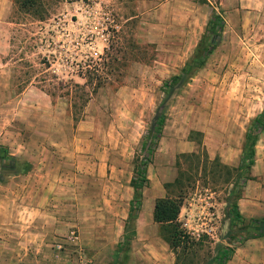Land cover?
<instances>
[{
    "label": "rangeland",
    "instance_id": "374dc122",
    "mask_svg": "<svg viewBox=\"0 0 264 264\" xmlns=\"http://www.w3.org/2000/svg\"><path fill=\"white\" fill-rule=\"evenodd\" d=\"M46 3L42 18L0 0V146L12 160H59L46 166L47 183L74 196L66 233L78 231L92 264H174L150 216L165 195L182 199L177 222L199 243L188 250L191 264H206L219 244L233 253L243 247L242 264L246 241L263 237L264 131L250 180L242 172L230 197L240 221L227 213L236 172L222 158H237L264 111V0ZM172 76L181 81L147 168L140 228L123 245L119 223L129 214L133 161ZM180 171L181 191L170 185ZM259 242L254 248L264 249ZM63 253L69 264L78 256L72 248Z\"/></svg>",
    "mask_w": 264,
    "mask_h": 264
},
{
    "label": "crops",
    "instance_id": "0c3cea01",
    "mask_svg": "<svg viewBox=\"0 0 264 264\" xmlns=\"http://www.w3.org/2000/svg\"><path fill=\"white\" fill-rule=\"evenodd\" d=\"M241 153L242 148L237 158L229 159L225 156L222 162L237 167ZM256 160L255 153V163ZM20 161L28 163L30 169L0 181V264H69L70 260L67 256L63 257L64 253L60 258H55L51 251V240L66 233L69 225L67 222L76 213L74 196L62 197L55 185L47 183L53 176L48 174L46 166L56 165L59 160ZM42 166H45L44 169ZM140 212L135 224L136 235L130 243L135 242L140 228ZM152 212L153 209L151 219ZM124 227L125 221L121 220L119 233H123ZM255 241L264 245V236L260 240L246 241L243 246L249 253L242 264H253L254 257L264 256V249L254 248ZM240 249L243 247L236 248L225 264H241L238 255Z\"/></svg>",
    "mask_w": 264,
    "mask_h": 264
},
{
    "label": "trees",
    "instance_id": "16d2710c",
    "mask_svg": "<svg viewBox=\"0 0 264 264\" xmlns=\"http://www.w3.org/2000/svg\"><path fill=\"white\" fill-rule=\"evenodd\" d=\"M15 5L19 10L29 14L37 15L42 17V14L46 12L47 3L46 0H15ZM43 18V17H42ZM211 25H217L218 19L214 18L210 22ZM92 60L85 61L84 66L89 69H95ZM188 69V67H187ZM181 81L180 76H172L168 80H165L161 87L162 97L155 109L152 123L147 129L146 133L141 139L139 146V151L141 154H137L133 163V178L131 179L130 185L133 189V196L130 201L129 214L125 222L124 234L122 236V244L127 245V243L132 240L136 234L135 224L137 219V212L141 208L142 202V190L146 188L149 184L147 177V168L149 164L152 163L154 148L158 143V140L162 134L163 125L165 122L166 114L165 107L172 100L173 94L176 90L177 85ZM264 131V111L257 115L251 121V124L247 128L244 135V142L242 146V153L240 162L237 167L230 170L235 171V182L233 183V188L229 191L228 200L231 204L232 197L234 195V189L238 186V180L243 178L241 177L242 172L246 173L244 180H250L248 173L255 163V144L258 136ZM193 135H199V133H192ZM202 146V145H201ZM190 156L196 157V154H191ZM205 158L208 159L207 154L205 153ZM11 159V160H10ZM13 157L8 155L7 149L3 146H0V178L1 173H4L8 170L9 174L3 175L2 178H7L8 176L26 173L30 169V165L26 162L20 160H12ZM16 159V158H15ZM215 157L212 162L216 161ZM226 167V166H224ZM229 169V168H227ZM182 172L180 171L177 177L174 179L173 183L170 185L176 186L180 189H183L182 182ZM238 198V195L235 196ZM182 207V199L179 197H172L170 195H165L155 199L153 205L152 219L153 221L160 226V236L168 244L169 248L174 253V264H191L188 254V250L192 249V246H197L198 242H191L189 237L180 229V226L177 222L180 209ZM228 214H231L233 219L240 221L242 216L237 211L236 203L233 201L231 204V209L228 210ZM258 221V220H252ZM262 223L261 229L262 232L260 236H264V219L260 221ZM233 254V249L219 244L214 252V255L207 261L206 264H225L230 260Z\"/></svg>",
    "mask_w": 264,
    "mask_h": 264
},
{
    "label": "built area",
    "instance_id": "2783aa9c",
    "mask_svg": "<svg viewBox=\"0 0 264 264\" xmlns=\"http://www.w3.org/2000/svg\"><path fill=\"white\" fill-rule=\"evenodd\" d=\"M186 225V224H185ZM67 248H72L78 254L73 264H92V257L80 247V238L76 229H70L66 234L55 238L51 243V251L55 258H60Z\"/></svg>",
    "mask_w": 264,
    "mask_h": 264
}]
</instances>
